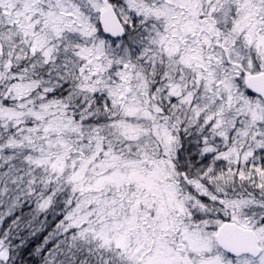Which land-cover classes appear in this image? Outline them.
I'll list each match as a JSON object with an SVG mask.
<instances>
[{
  "label": "snow or ice",
  "instance_id": "1",
  "mask_svg": "<svg viewBox=\"0 0 264 264\" xmlns=\"http://www.w3.org/2000/svg\"><path fill=\"white\" fill-rule=\"evenodd\" d=\"M0 264H264V0H0Z\"/></svg>",
  "mask_w": 264,
  "mask_h": 264
}]
</instances>
